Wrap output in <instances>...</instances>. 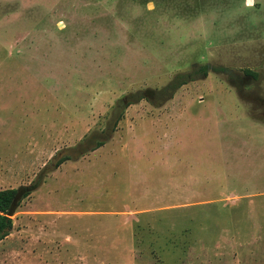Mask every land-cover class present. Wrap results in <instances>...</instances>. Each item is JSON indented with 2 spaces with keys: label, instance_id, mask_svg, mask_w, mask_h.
<instances>
[{
  "label": "rangeland",
  "instance_id": "obj_1",
  "mask_svg": "<svg viewBox=\"0 0 264 264\" xmlns=\"http://www.w3.org/2000/svg\"><path fill=\"white\" fill-rule=\"evenodd\" d=\"M261 99L264 0H0V264H264Z\"/></svg>",
  "mask_w": 264,
  "mask_h": 264
},
{
  "label": "trees",
  "instance_id": "obj_2",
  "mask_svg": "<svg viewBox=\"0 0 264 264\" xmlns=\"http://www.w3.org/2000/svg\"><path fill=\"white\" fill-rule=\"evenodd\" d=\"M252 74V73H249ZM254 75V74H253ZM105 143V140H98L96 146L100 147ZM79 150V147H78ZM69 156L60 158L55 164L58 167ZM43 174H40L37 180L29 185H21L19 187L0 189V240L9 235L14 227L13 216L17 213L23 200L28 197L33 191L37 190L42 184Z\"/></svg>",
  "mask_w": 264,
  "mask_h": 264
},
{
  "label": "flooded vegetation",
  "instance_id": "obj_3",
  "mask_svg": "<svg viewBox=\"0 0 264 264\" xmlns=\"http://www.w3.org/2000/svg\"><path fill=\"white\" fill-rule=\"evenodd\" d=\"M253 80H254L253 74L247 73L243 76L241 83L236 85L237 91L240 94V96H249L252 93V91L245 92V87L251 84ZM261 102H262L261 103L262 109L264 111V100L261 99Z\"/></svg>",
  "mask_w": 264,
  "mask_h": 264
},
{
  "label": "crops",
  "instance_id": "obj_4",
  "mask_svg": "<svg viewBox=\"0 0 264 264\" xmlns=\"http://www.w3.org/2000/svg\"><path fill=\"white\" fill-rule=\"evenodd\" d=\"M13 218H14V217H13ZM14 224H15V222H14ZM13 228H14V227H13ZM11 237H12V232H11L9 235H7L4 239L0 240V244L4 243V242L7 241V240H10Z\"/></svg>",
  "mask_w": 264,
  "mask_h": 264
}]
</instances>
